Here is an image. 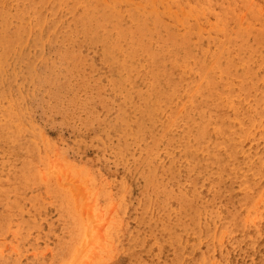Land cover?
<instances>
[{
    "label": "rangeland",
    "instance_id": "rangeland-1",
    "mask_svg": "<svg viewBox=\"0 0 264 264\" xmlns=\"http://www.w3.org/2000/svg\"><path fill=\"white\" fill-rule=\"evenodd\" d=\"M112 1L0 0V264H264V105L242 122L251 126L241 146L231 144L246 165L230 175L202 164L206 152L227 153L214 141L217 123L206 130L216 149L186 141L185 152L172 143L181 142L182 116L232 44L264 51V0ZM87 5L95 23L105 9L118 13L109 19L115 29L92 33V44L81 31ZM154 12L175 44L192 39L206 63L195 69L187 57L173 66V77L185 72L195 82L179 89L171 109L147 117L141 76L128 85L141 67L121 87L117 73L132 42L120 29L134 23L128 16ZM140 38L156 47L150 34ZM105 45L116 46L115 60L105 59ZM254 69L264 88V61ZM254 91L237 105L250 111L264 101Z\"/></svg>",
    "mask_w": 264,
    "mask_h": 264
},
{
    "label": "bare ground",
    "instance_id": "bare-ground-1",
    "mask_svg": "<svg viewBox=\"0 0 264 264\" xmlns=\"http://www.w3.org/2000/svg\"><path fill=\"white\" fill-rule=\"evenodd\" d=\"M113 1L112 2L114 4H115V2H117L115 0H113ZM84 10L88 14L89 20H86L87 24H85V25L83 24L84 28H82L81 31L83 33V38L89 37V38H86V39H88V43L92 44L90 41V35L92 33L99 32V34H103L104 31L108 32L110 30L115 29L113 21H111L109 19L117 18L118 13L116 11L115 12L117 14H114V12L111 13L109 11H106V9H105L103 11L102 16L100 15V19H99L100 21L98 23L97 22L95 23V21L93 20L95 18L90 15V13H91L90 10H94V9L90 8V5H87L86 9H84ZM157 11H159V10H157ZM156 12H154V16H156L157 18L149 17V16H151V14L148 15V17L145 16L144 18L143 17L140 18L139 16L137 17V15L136 16L130 15L128 17L130 18V21H132L134 23L131 24L129 27L123 26L122 27L123 29H120L121 35L126 37V38L132 39V42L129 41V43L127 44L128 47H127V50H126L125 55H124L125 61L121 62V64H120V68L118 70L117 75L121 76V78H120L121 82L118 83L117 85L119 87H121V85L124 82H126L130 79L129 70H131V68L138 66V69H139L141 67V69H142L141 74L134 75L131 78L128 85L135 86V85H133L134 79L138 76H141V79L138 82V84L145 85L146 90L144 89L145 92L141 91L139 93L138 101L140 104V110H141L142 115L147 116V117H151L154 114L161 113L166 108L171 109L172 108L171 103L174 105L176 104L175 103L176 100L174 98L176 96V93H178L179 89L183 86L185 88L187 86V88H188L190 83L195 82L194 78H193L194 80L192 79L193 81L189 80L190 78L187 79L188 80V82H187L186 78L184 77L186 75V74H184L185 72L183 73L184 76L179 72L178 77H173L176 75V72H173V70H175V69H172L173 66L179 65V63L183 59H184L183 61H188L187 59L188 58L191 59V57L194 60V61L192 60L193 61L192 66L194 65L195 69L202 68L204 66V64L206 63V62H204V60H201V54L196 53V51L194 49V47H196V46H194L192 44L193 43L192 39L187 38L185 36L184 38L179 39V41H178L179 44H177V43L175 44V41L171 37L173 34L172 28H169V27L166 28V26H168L169 22H165L164 19L159 17V15L157 14L158 12L157 13ZM142 13H144V12H142ZM155 13L158 16L155 15ZM160 14H162V13L160 12ZM127 15H129V14H127ZM144 15H146V14H144ZM128 17H126V18H128ZM158 17L161 18L160 21H164L165 23H167L165 25V27L163 26L164 22L161 25V22L159 21ZM119 19L121 21L124 20L122 16H119ZM136 19H138L139 22H135ZM117 22H118V20H117ZM138 23H139V25H138ZM171 25H173V22ZM224 29L226 30V27H223V29H222L224 31V32H222L223 34H225ZM185 31L186 30H184V32ZM142 32H146V33L151 35V37L153 38V40L156 43V47H151L148 44H145V42L140 40L141 39L140 36H141ZM111 34H112V32L110 33V35ZM166 37L168 38V42H166ZM240 39H241V37H240ZM199 40L197 39L196 43ZM213 41H215V40L213 39ZM242 41H243V37H242ZM242 41L240 40V43ZM108 42L110 43V41H108ZM82 43H86V42L82 41L80 44H82ZM216 44H218V43H216ZM233 44H232L231 49H230V47H228V45H227V47H225L224 50L230 49L231 54L230 55H227V54L224 55V58L222 60L220 59L221 60V61L219 60L220 62L218 61L217 66H218V70H219L218 72L219 73L218 72H217L218 74L215 73L217 76H215V74H213V73L207 74V76L204 78L203 85L201 84L202 86L199 87V89H198L199 90L198 96L196 99H194L195 103H194L193 107L191 109H187L186 112L184 111L185 113L182 116V121L184 122L186 129L183 130V132L180 136L181 142L179 143L177 139L172 140L173 144L181 147V151H185L186 141L188 142V144H191V147L194 150H200L203 148L206 149V147H208L209 145H211L210 147L212 149H216L217 147H214L215 144H213V142H211L210 144L207 142L210 139L206 138V135H207L206 130L208 128L214 126L211 123H213V122L217 123L218 127H216V126L215 127L217 128L218 133L216 135V133L213 132L216 135L214 141H215V143H218L221 141H222V143L223 142L226 143L225 147H227V153L225 156H218L219 154H216L214 152H208V153L206 152L203 154L202 153L203 151H201V153L206 156V159L203 161L202 164H204L205 167L216 165L215 169L220 174H224V175H230L233 173L232 171H234V169H236L238 166L240 167L242 158L237 157L239 154L236 151L235 147L237 145L241 146V145H239L240 143L238 140V138H240V136H242V135H244L246 137L249 136L248 134H246V131L248 132V130H249L248 127L251 126V124H249L247 126L242 127L241 126L242 122L243 121H244V123L251 122L252 119L254 118V113L255 114L260 113L262 111L263 108H260L259 106L264 105V101H262L261 103H258L257 100H255V101L253 100L254 102H253V105H252V108L250 109V111H247L246 107H244L245 109H243L242 106L237 105V102L240 101V100H238L240 97H242V96L248 97V96L254 94V92H256V91H254L255 89H259L261 94H264V88H261V87L258 88V80L256 79V73H255V69H254V65L256 63H262L264 61V51H261L259 53V50L257 51L255 48H251L248 45L242 44L239 46V44H237V46L235 47V46H233ZM196 45H198V44H196ZM207 46H208V44H207ZM213 46L217 47L215 45H213ZM261 46H263V45H261ZM201 47L202 46H200V52H203ZM223 47L224 46L221 47V50ZM202 48L205 49V47H202ZM226 48H228V49H226ZM216 49H218V48H216ZM102 50H104V49L102 48ZM115 50H116L115 45L114 46L113 45H111V46L105 45V51L108 54L107 56H105V59L107 61L110 62V61L115 60V56L117 54V52ZM105 51H103V52L105 53ZM137 54H140L141 58H143V60H140L141 58H138ZM171 54L174 55L173 59L170 57ZM209 54H210V51H209ZM134 57H136V59ZM185 58H187V59H185ZM235 60H238L241 62L237 63V61H235ZM183 64H185V62L182 63V65ZM185 66L187 67L188 64H185ZM126 69H128V73L124 71ZM188 69L189 68H187V70ZM195 69H193V71ZM216 69H217V67L215 68V70ZM237 69H240V70H237ZM135 71H137V70H135ZM190 71H191V68H190ZM195 71H197V70H195ZM206 72H208V71H205V74H206ZM198 73H200V72H198ZM164 77L167 79L166 81L163 79ZM169 77H172V78L170 79ZM235 78H239V81L237 83H235V85H234L232 80ZM117 80H119V79H117ZM190 87H191V85H190ZM129 97L130 96L128 95V90H127V100ZM244 97H242V99ZM177 99L179 100L180 97H177ZM252 99H253V96H252ZM173 100H175V102H173ZM179 101H181V100H179ZM244 101L246 102V100H244ZM242 103H244V102H242ZM249 103L247 102V105ZM249 105L251 106V104H249ZM184 106H185V104H184ZM173 107L175 108V106H173ZM178 113H180V112H178ZM249 113H251V114H249ZM247 114H249V115L243 120L242 117L246 116ZM178 119H179V117H178ZM175 120H177V119H175ZM254 121H256V120H254ZM234 124H237V125L234 126ZM257 126L258 125H256V127ZM216 128H215V130H216ZM235 128H237V130H235ZM238 134H240V135H238ZM246 137L242 136V138H244V139ZM257 138L258 137H256V139ZM261 138H262V135H261ZM257 140H259V139H257ZM231 144H234V146L235 145L236 146L233 147ZM255 145H256V142H255ZM219 147H218V149H219ZM224 148H222V151ZM241 151H243V149ZM241 151H240V153H241ZM260 151H261V149H260ZM243 154H245V153H243ZM258 155L260 156V154H257V158H259ZM214 162H216V163H214ZM260 162H262V161L260 160ZM195 163H197L196 160H195ZM227 163H228V165H227ZM231 163H233V164H231ZM243 163H244V161H243ZM243 163L241 165H243ZM258 163H257V165H258ZM244 164L246 165V163H244ZM257 165H256V167H257ZM206 171H207V173H209L211 170H209L208 168H205V172ZM252 171H253V169H252ZM256 171H259V170L256 169ZM256 171H254V172H256ZM214 172H215V170H214ZM219 173H217V174H219ZM241 178H242V176H241ZM243 178H245V176ZM253 183H254V181H253ZM242 184H241V186H242ZM246 184L248 185V182H246ZM237 189H238V187H237ZM239 190H241V189H239ZM155 192L157 194H161L160 190L157 187H155Z\"/></svg>",
    "mask_w": 264,
    "mask_h": 264
}]
</instances>
